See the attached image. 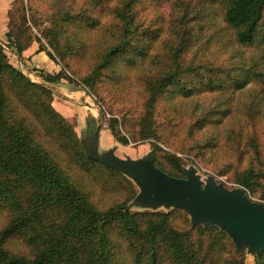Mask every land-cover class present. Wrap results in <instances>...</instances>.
<instances>
[{
	"label": "rangeland",
	"instance_id": "rangeland-1",
	"mask_svg": "<svg viewBox=\"0 0 264 264\" xmlns=\"http://www.w3.org/2000/svg\"><path fill=\"white\" fill-rule=\"evenodd\" d=\"M119 2L103 1L100 9L95 10L96 13L91 12L96 16L98 25L85 31L74 27V24L89 13L88 7L93 3L92 0H0V43L8 62L32 80L37 79L38 71L47 72L46 69L53 66L52 71L62 75L54 84L61 82L65 84L64 87L82 89L89 95L88 99L95 107V116L89 115L87 119L81 120L75 114L70 119L65 118L79 142L82 140V143H87L86 125L90 130L98 126L99 151L114 147V152L120 156L137 157L151 150L149 142L158 139L157 144L162 148L159 153L166 157L164 160L170 166H176L177 160L169 155L174 152L181 169L193 166L202 181L212 175L216 182H221L227 188L242 187L250 199L264 204V20L253 45L242 46L233 42L231 29L222 20V0H137L132 21L136 34L141 36L140 33H151L150 37L144 39L149 42V51L159 54L156 59L162 64L172 66L174 50L179 49L177 59L183 68L177 69V76L183 81H192L201 89L189 96L170 92L156 100L150 107L152 118L148 123L158 129L157 136L155 139H140L138 121L144 111L147 95L145 79L144 76L141 79V76L146 73L147 66L138 63L137 66L125 69L118 67L114 76H110L103 66H98L102 47L112 40L116 30L120 32L119 22L113 17ZM7 9L11 11L9 23ZM9 27L14 33L21 30L18 34L20 43H33L36 50L51 60H48L49 64H45V70L31 67V64L21 60L14 52L13 38L8 33ZM161 62L151 66L152 72L155 69L154 79L159 74ZM254 71L261 72L262 76L254 75ZM201 73H207L208 79L214 82L198 84ZM235 77L245 78L247 81L241 88L235 89ZM76 99L79 101L80 97ZM175 103L186 122L193 119V110L196 113L206 109H218L222 112L221 115L220 112L214 114L219 115L220 120L208 128V135H212V143L215 144L213 148L206 151L199 149L194 137L186 133L185 127L182 132L177 133V127L172 129L166 123L164 109L168 106L174 107ZM247 107L250 111L257 110L259 116L249 120L247 124H242L243 115H248L245 112ZM111 116L117 118L120 132L128 137L127 143H119L111 136L107 127V120ZM240 126H244L246 131L245 135L241 133V144H229L226 139L229 138L230 129ZM250 168L259 170L250 178V184L244 186L239 183V179ZM167 171L174 176H183L182 170ZM126 178L132 185V196L126 198L129 195L127 186H109L104 192L96 190L91 193L94 206L106 209L125 199L124 206L129 211L141 212V227L150 220L164 217L167 226H173L181 232L189 230L185 247L193 250L194 257L204 256L205 264H234L235 259H240L242 264H257L255 253L246 251L245 246L242 249L236 248L217 225L200 224L201 227H211L205 232L190 230L189 217L184 210L182 212L178 207L172 206L159 205L151 208L141 205L134 199L137 185L130 178ZM19 197L24 201L26 196L21 193ZM5 212V209H0V226L4 222ZM64 212L59 206L41 211L28 229L31 240L38 241L37 231H50L52 228L58 238L66 217ZM215 231L224 232L225 240L213 236ZM166 232L161 230L153 236L138 239L145 241L154 238L160 245ZM45 239L46 236L43 235L41 241ZM11 247L15 251L22 249L24 253L33 249L23 240ZM68 252L71 253L72 264H88L85 260L84 242L76 245L72 242ZM231 258L234 260L230 262ZM260 260L264 264V253Z\"/></svg>",
	"mask_w": 264,
	"mask_h": 264
},
{
	"label": "trees",
	"instance_id": "trees-1",
	"mask_svg": "<svg viewBox=\"0 0 264 264\" xmlns=\"http://www.w3.org/2000/svg\"><path fill=\"white\" fill-rule=\"evenodd\" d=\"M92 1L88 7L89 13L74 27L88 31L98 25L96 16L91 12L96 13L95 10H99L105 0ZM119 1L113 17L119 22L120 32L116 30L112 40L102 47L98 66H103L110 76L117 74L118 67L125 69L137 66L138 63L147 66L146 73L141 76V79L143 76L145 79L147 95L144 111L138 121V132L140 139L154 138L158 129L148 123L152 118L150 107L153 103L170 92L189 96L201 89L192 81H183L177 76V69L183 68L177 59L179 49L174 50L172 66L162 64L156 59L159 54L149 51V42L144 39L150 37L151 33H140L141 36L136 34L132 21L137 0ZM221 4L222 20L231 29L233 42L242 46L253 45L264 20V0H222ZM7 15L9 23L10 9H7ZM8 31L13 38L14 52L20 56L29 42L20 43L18 34L21 30L14 33L9 27ZM156 62L161 64L159 74L154 79L155 69L152 72L151 66ZM253 74L262 76L258 71ZM38 75L41 81L32 80L9 63L0 43V209L6 210L4 222L0 226V264H72L71 253L68 252L72 242L75 245L84 242L88 264H205L204 256L194 257L193 250L185 247L189 230L181 232L173 226H167L164 217L150 220L141 227V212L129 211L124 206L125 199H122L123 203L117 201L106 209L94 206L90 198L94 191L104 192L109 186L122 185L128 187L129 195L126 198H129L134 194L132 185L122 173L87 156L73 128L52 106V92L48 83L55 82L62 75L45 71H38ZM208 77L207 73H201L198 84H212L214 81ZM246 81L245 78L235 77L234 88H241ZM177 106L175 103V108L165 107L166 123L172 129L177 127V133L185 127L186 133L194 137L199 149L206 151L213 148L215 144L212 143V135H208V128L220 120L218 116L222 112L206 109L196 113L193 110V119L186 122ZM216 112L220 114L214 115ZM245 112L248 115H243L242 124L259 116L257 110L250 111L249 107ZM107 127L114 140L127 143L128 137L120 132L116 117L108 118ZM244 128L240 126L230 129L231 133L226 139L229 144H241V133L246 134ZM156 140L149 142L153 163L174 176L167 170H182L177 155L169 153L170 157L177 160L176 166H170L164 160L166 157L161 156L162 148ZM258 170L248 169L239 183L248 186L250 178ZM21 193L26 196L24 201L20 200ZM52 206L65 210L66 217L60 227L59 237L55 236L56 232L52 228L50 231H37L38 241L31 240L29 227L41 211ZM177 209L183 212L182 208ZM210 228L196 225L191 226L190 230L205 232ZM161 230L167 232L160 245L154 238L145 241L138 239L153 236ZM213 234L220 240L226 238L222 231ZM43 235L46 239L41 241ZM22 240L33 247L31 253L12 249V244ZM263 253L264 249L256 254L257 264H261ZM233 260L231 258L229 261ZM233 263L242 264L240 259H235Z\"/></svg>",
	"mask_w": 264,
	"mask_h": 264
},
{
	"label": "water",
	"instance_id": "water-1",
	"mask_svg": "<svg viewBox=\"0 0 264 264\" xmlns=\"http://www.w3.org/2000/svg\"><path fill=\"white\" fill-rule=\"evenodd\" d=\"M87 119V117H86ZM97 126L85 127L84 153L99 163L130 178L138 187L134 199L145 207H180L190 226L215 224L234 246L258 254L264 249V204L248 197L242 187H225L212 175L202 181L193 166L182 168L183 176H173L153 163L152 151L137 157L120 156L114 147L99 151Z\"/></svg>",
	"mask_w": 264,
	"mask_h": 264
},
{
	"label": "crops",
	"instance_id": "crops-1",
	"mask_svg": "<svg viewBox=\"0 0 264 264\" xmlns=\"http://www.w3.org/2000/svg\"><path fill=\"white\" fill-rule=\"evenodd\" d=\"M45 56L46 55L44 53L36 50L33 43H31L22 50L19 57L26 63L31 64V67L34 66L36 68L39 67L44 69V66H46L45 64H49L48 60H50ZM51 68H53V66ZM51 68L46 69V71L52 73L53 69ZM36 75L38 77L34 80L41 81L40 76L38 74ZM54 83L55 82L48 83V85L52 89L51 104L60 114H62L67 119H70L76 114L78 115V118H82L81 120L86 119L88 115H90L91 117L95 116V107L93 103L89 101L88 98L90 97L87 93H85L82 89L74 87L70 88L68 86L64 87L65 84L61 82H57L56 84ZM78 97H80L79 101L76 99Z\"/></svg>",
	"mask_w": 264,
	"mask_h": 264
}]
</instances>
